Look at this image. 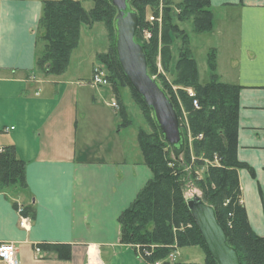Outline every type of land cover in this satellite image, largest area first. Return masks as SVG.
Wrapping results in <instances>:
<instances>
[{
  "label": "crops",
  "instance_id": "0c3cea01",
  "mask_svg": "<svg viewBox=\"0 0 264 264\" xmlns=\"http://www.w3.org/2000/svg\"><path fill=\"white\" fill-rule=\"evenodd\" d=\"M45 1L0 0V146L13 144L26 163V185L0 191V244L16 246L18 264H152L139 247L120 242L119 216L152 176L130 89L92 80L96 66L107 71L98 54L110 42L88 54V70L72 66L75 57L85 61L79 52L89 41L85 33L99 22L82 28L65 71L38 67ZM210 2L211 28L194 31L206 35L209 69L213 52L218 79L239 86L237 156L248 165L238 170L241 201L264 235V0ZM180 46L173 38L168 65ZM190 48L195 57L191 41ZM199 80L206 83L200 69ZM19 203L29 227L19 223ZM185 247L175 248L176 256L198 253Z\"/></svg>",
  "mask_w": 264,
  "mask_h": 264
},
{
  "label": "trees",
  "instance_id": "16d2710c",
  "mask_svg": "<svg viewBox=\"0 0 264 264\" xmlns=\"http://www.w3.org/2000/svg\"><path fill=\"white\" fill-rule=\"evenodd\" d=\"M92 1L93 6L90 9L85 8L81 0L45 1L39 23L44 47L39 52L38 67L45 72L62 73L70 62L72 50L79 43L83 27H91L97 22H104L106 27H109L111 38L109 50L99 53L98 59L106 67L108 78L116 89L119 86H127L130 89L132 97L139 103L154 128V132H148L144 128H140L138 132L144 160L151 168L152 176L119 216L120 242L139 247L141 255L149 261L163 259V264H172L167 258L172 249L198 245L205 252L204 261L176 263L218 264L207 249L189 208V197H185L184 194L189 174L195 173L194 170L190 172L186 168L184 163L186 159L182 157L190 151L187 128L185 129L182 124L185 145L182 150L175 151L162 137L152 110L130 85L118 61L115 50V16L118 8L111 0ZM135 1L137 4L130 0L131 6L140 17L136 37L146 51L148 69L152 75L155 76L154 57L159 51L166 53L168 50L169 42L171 43L173 38L172 28H176V32L182 34L180 55L176 62L179 73L174 80L182 86L175 89L166 79L160 76L156 78L172 99L180 119L182 109L179 99L181 98L188 107L189 126L198 159L194 169L202 166L206 158L215 160V155L220 158L219 163L210 165L206 178L198 179L203 191L201 196L217 209L219 220L227 231L228 241L239 251L242 264H264V235L253 229L246 207L241 201L238 170L248 165L237 156L239 86L218 79L213 52L209 60L210 81L200 82L198 63L190 48L189 34L179 25V21L191 19L196 31L210 29L214 17L211 2L181 0L176 3L178 11L173 9V2L169 0L170 2L164 6L165 27L159 35L157 20H149L146 12L149 8L156 12L160 0ZM144 28L152 31V36L147 40L142 36ZM188 87L194 89V96L189 94ZM194 98L198 100V105L194 104ZM190 108L193 109L192 113ZM124 114V122L130 121L126 111ZM187 156L188 165L190 160L189 155ZM25 185V161L17 156L13 144L0 146V191ZM152 244H156L157 247Z\"/></svg>",
  "mask_w": 264,
  "mask_h": 264
},
{
  "label": "water",
  "instance_id": "95a60500",
  "mask_svg": "<svg viewBox=\"0 0 264 264\" xmlns=\"http://www.w3.org/2000/svg\"><path fill=\"white\" fill-rule=\"evenodd\" d=\"M118 8L115 16V50L128 82L152 110L162 137L175 151L182 150L185 135L176 107L156 76L148 69V58L136 33L140 24L138 12L130 0H111ZM191 213L202 233L208 251L218 264H242L237 248L228 241V234L220 222L217 209L195 194L188 198Z\"/></svg>",
  "mask_w": 264,
  "mask_h": 264
},
{
  "label": "rangeland",
  "instance_id": "374dc122",
  "mask_svg": "<svg viewBox=\"0 0 264 264\" xmlns=\"http://www.w3.org/2000/svg\"><path fill=\"white\" fill-rule=\"evenodd\" d=\"M179 1H181V0H172L173 9L177 10L176 6L174 4L176 2H179ZM83 2H84V5L86 6V8H91L93 6L92 0H83ZM134 2H135V4H137V2L135 0H134ZM168 2H170V1L169 0H160V4H159L156 12H154V10L152 11L150 8L146 12L147 18H149V16L152 13L156 14L157 16L159 15L158 17H160V18H159V20H157L159 35H161L162 29H164V27H165V18H164L165 7L164 6H165V4H168ZM173 12H175V11H173ZM182 26L190 34V41H191L192 47L194 48L195 57L198 59V62H199L201 80H202V82H207L210 80V72L211 71H210L209 66H208L209 64L207 63V60H208L207 59V56H208L207 51H209V50H208L207 45H206V47H204L205 46L204 43L206 41V37H205L206 35H204L205 33L204 34L200 33V35H199V33H196V31H194V25H193V22L191 19L184 21ZM167 29L171 30V28L170 29L167 28ZM172 31H173L172 37L175 38L176 41L178 40V42H180V40H182V34H180L179 31L176 32L177 31L176 28H172ZM85 35L89 36V41L86 42L82 46V49H80V51H79V52L85 53L84 54L86 56L84 59L85 61H83L82 64L79 65L78 59L75 57V59L73 60V63H72V66L77 67V69H76L77 71L78 70H81V71L88 70L87 69L88 62H89L87 59L88 54L91 53V51L95 52V50L98 51V50L104 49L109 44V42L111 40L110 29L108 26L106 27L104 22L97 23L96 27H94L93 30H88L85 33ZM142 36L145 40H147V38L145 37L146 35H144L143 30H142ZM173 38H172L171 43L169 42V45H168V50L170 47V51L167 50L166 53L159 51L157 53L156 57H154L153 67H154L155 76H160L163 79H166L169 83L172 84V87L176 89L179 86H182V85H179L178 82L174 81L178 77L179 72L177 71L176 63L173 66L168 65L169 60L171 59V56H172L171 44L173 43ZM179 55H180V47H179ZM72 72L75 73L76 71L72 70ZM73 75H75V74H73ZM179 101H180V105H181V109H182L181 110V112H182L181 121H182L183 126H185V129L187 128L186 131H188L189 136H190V151L187 152V155H189V160H190L188 165H187V158H186L188 156L186 154H183L182 157H183V159H186V161L184 162L186 164V168L189 171L194 170V172H195L193 175L191 173L189 174L190 177L184 186V194H185V197L188 198V197H191L195 194L203 195L202 188L198 184V182H199L198 179L206 178L208 175V170L210 168V165L219 163L220 158L217 157V155H215V160H211L210 158H206L205 159L206 162L204 164H202V166L194 169V167H195L194 164H197V162H196L197 156H196V151H195L194 144H193L194 137L192 135V132H191V129L189 126L190 125L189 124L190 123L189 122L190 121L189 120L190 112L187 110L188 107H187L186 103L181 98L179 99ZM133 102H134L133 103L134 106L130 107V111H131L132 117L134 118L135 126H141L142 128L146 129L148 132H154V128H153L151 121L145 115V113L143 112L139 103L134 98H133ZM190 111L192 113L193 109L190 108ZM201 154L203 155V153H201ZM152 246L157 247L156 244H152ZM183 250L187 251V254L190 251H195V250H198V253L196 255H189V256H187L186 254L185 255L178 254L176 256V250L172 249L167 256V258L169 259V262L173 263V264L174 263L177 264L176 260H175L176 257H177L178 261H185V260H197V261H199V260H201V258H203L205 256L204 250L202 249L201 246H198V245L186 246L185 249H183ZM0 261L4 263V261H2V260H0ZM149 262H151L152 264H163L164 260L159 258V259L149 261Z\"/></svg>",
  "mask_w": 264,
  "mask_h": 264
},
{
  "label": "built area",
  "instance_id": "2783aa9c",
  "mask_svg": "<svg viewBox=\"0 0 264 264\" xmlns=\"http://www.w3.org/2000/svg\"><path fill=\"white\" fill-rule=\"evenodd\" d=\"M158 16L152 13L148 19L151 21L159 20L160 17ZM143 31L147 39H149L152 36V31L149 30L148 28H144ZM92 80L99 84L100 83H110V79L108 78L107 71L104 70L102 67H97V66L93 70ZM187 90L191 96L195 95V91L192 87H188ZM193 102L195 105H198V100L196 98L193 99ZM112 104L119 107V102L117 100H113ZM25 211H26V206L24 204L19 203L17 206V212L19 214V223L21 226L29 227L30 222H29L28 216L26 215ZM0 260L4 261L5 264H18L19 263L17 248L13 243L4 242L0 244ZM89 264H93L92 260L90 259H89Z\"/></svg>",
  "mask_w": 264,
  "mask_h": 264
}]
</instances>
